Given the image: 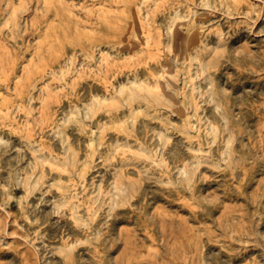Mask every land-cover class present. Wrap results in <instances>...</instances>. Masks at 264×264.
I'll return each instance as SVG.
<instances>
[{"label": "rangeland", "instance_id": "rangeland-1", "mask_svg": "<svg viewBox=\"0 0 264 264\" xmlns=\"http://www.w3.org/2000/svg\"><path fill=\"white\" fill-rule=\"evenodd\" d=\"M0 264H264V0H0Z\"/></svg>", "mask_w": 264, "mask_h": 264}]
</instances>
